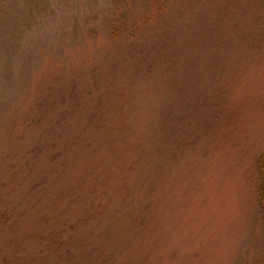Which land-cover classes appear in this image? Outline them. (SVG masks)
<instances>
[{
  "label": "rangeland",
  "instance_id": "374dc122",
  "mask_svg": "<svg viewBox=\"0 0 264 264\" xmlns=\"http://www.w3.org/2000/svg\"><path fill=\"white\" fill-rule=\"evenodd\" d=\"M264 0H0V264H264Z\"/></svg>",
  "mask_w": 264,
  "mask_h": 264
},
{
  "label": "trees",
  "instance_id": "16d2710c",
  "mask_svg": "<svg viewBox=\"0 0 264 264\" xmlns=\"http://www.w3.org/2000/svg\"><path fill=\"white\" fill-rule=\"evenodd\" d=\"M264 160V155L260 158V162ZM262 169V184H261V190L259 192L260 200L264 205V166L261 165Z\"/></svg>",
  "mask_w": 264,
  "mask_h": 264
}]
</instances>
